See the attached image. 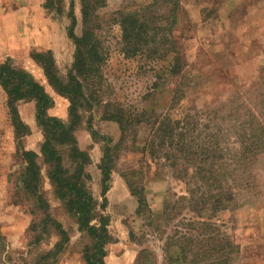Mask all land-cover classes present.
I'll return each instance as SVG.
<instances>
[{
	"label": "rangeland",
	"instance_id": "rangeland-1",
	"mask_svg": "<svg viewBox=\"0 0 264 264\" xmlns=\"http://www.w3.org/2000/svg\"><path fill=\"white\" fill-rule=\"evenodd\" d=\"M52 1L55 7L60 2L61 15L45 10V0H0V63L7 62L38 82L53 103L47 115L68 124L69 99L53 90L33 56L50 53L57 75L66 80L75 53V46L67 37L70 26L67 14L72 4L76 18L74 33L80 37L81 5L80 0ZM152 1L104 0L94 7L96 17L92 26L100 65L94 77L81 79L85 101L78 111L74 137L78 148L90 159L85 166L89 178L84 183L95 202L91 224L99 225L101 218L107 224L105 264H170L168 252L164 254L167 246L164 242L175 240L176 232L184 227L178 222L185 223L184 219L191 216L186 210L177 213L176 209L164 214L166 206L172 207L178 197L185 195V188L167 169L157 175L148 173L134 149L121 151L111 172L108 191L104 196L101 194L99 164L105 147L102 137L111 140V144L119 137L117 125L106 120L105 107L119 105L128 110L143 107L155 82L154 71L145 58L128 59L122 54L118 14L140 12ZM175 14L173 34L186 62L179 81L186 92L182 108L192 114L198 112L204 123L213 117L220 124L227 121L231 108L244 112L247 106L259 102L264 95V0H179ZM169 95L160 89L149 102L159 110L167 104ZM15 108L28 128L21 145L39 156L40 190L45 203L39 207L22 190L23 162L17 150L12 114L0 88V264H84V252L91 249L93 240L78 229L75 216L55 196L46 176L48 168L39 153L43 133L35 120V103L24 100L16 103ZM145 133V130L138 132L137 142ZM225 142L232 144L233 136ZM130 145L131 140L126 142V147ZM58 151L65 167L70 168L65 150L58 148ZM138 169H142L141 175ZM125 175L134 185L142 186L146 203L142 214L137 212L138 198L132 194ZM233 187L232 207L217 222L219 239L230 238L238 247L230 264H264V155L257 157L249 173L234 182ZM60 229L68 240L63 250L42 259L60 240ZM186 245L193 249L191 244ZM170 251L173 255L179 253L176 244ZM189 260L191 255L186 264ZM217 260L221 264L222 256ZM181 261L179 264H184Z\"/></svg>",
	"mask_w": 264,
	"mask_h": 264
},
{
	"label": "trees",
	"instance_id": "trees-1",
	"mask_svg": "<svg viewBox=\"0 0 264 264\" xmlns=\"http://www.w3.org/2000/svg\"><path fill=\"white\" fill-rule=\"evenodd\" d=\"M103 1L80 0L83 25L80 37L74 33L76 18L72 11L73 5L70 4L67 37L74 44L75 53L71 71L65 81L57 75L50 53L33 56L41 64L44 76L53 90L69 99L68 124L47 115L53 103L38 82L24 71L12 68L7 62L0 63V88L6 95L7 107L12 114L17 150L23 162L22 190L39 207L44 205L40 190L39 156L22 147L21 139L28 134V128L18 118L15 108L16 103L31 100L35 103L36 123L43 133L39 153L42 163L48 168L46 176L54 188L55 196L64 202L67 212L75 216L78 229L93 240L91 249L84 252V264H105V245L109 239L107 224L102 218L99 225L91 224L95 202L84 183L89 178L85 166L90 159L86 152L78 148L74 137L79 122L78 111L85 101L81 79L94 77L100 65L92 24L96 17L94 7ZM178 7L179 0H153L143 6L140 12L118 14L122 54L128 59L145 58L154 71L155 82L151 85L152 92L147 95L148 102L143 107L136 106L129 110L119 105H114V108L110 105L105 107L106 120L117 125L119 137L114 144L102 137L105 139V147L99 164L101 194L104 196L108 191L111 172L121 151L125 149L130 152L134 149L133 152L139 156V163L146 164L148 173L157 175L167 169L185 188V195L178 197V202L172 207L168 205L164 209V214L176 209L177 213L186 210L191 215L184 219L185 223L178 222V225L184 226L180 232H176L178 237L164 242L167 244L164 254L166 256L168 252V262L179 264V260H182L186 264V259L191 255V261L187 264H218V256L223 258L221 264H230L238 247L230 238L219 239L217 222L232 207L233 183L244 179L251 164L258 156L264 155V95L259 102L247 106L244 112L231 108L227 121L222 120L220 124L216 121L218 119H209L206 115L203 116L209 122L204 123L198 112L194 110L192 114L191 110L182 108L181 101L185 99L186 92L179 81L183 78L186 62L173 34ZM43 8L57 16L62 14L60 2L55 7L52 0H45ZM153 8L155 12L150 11ZM160 89L170 95L167 104L157 110L155 104L150 102ZM140 130L147 133L137 142ZM96 135L92 132V136ZM231 135L234 142H225ZM129 140L131 145L126 147ZM58 148L65 150L70 168L65 167ZM140 170L137 173L141 175ZM125 177L132 194L138 198L137 212L142 214L146 208L142 186L134 185L127 175ZM58 234L60 240L53 251L42 256V259L55 256L63 250L68 240L63 230L60 229ZM175 244L179 253L175 255L174 252L173 255L169 249ZM185 244H191L193 249H188Z\"/></svg>",
	"mask_w": 264,
	"mask_h": 264
}]
</instances>
